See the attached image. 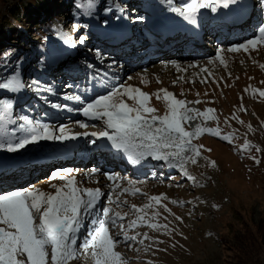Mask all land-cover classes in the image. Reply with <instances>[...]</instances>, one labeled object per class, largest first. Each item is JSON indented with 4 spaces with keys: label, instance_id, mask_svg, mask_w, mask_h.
<instances>
[{
    "label": "rangeland",
    "instance_id": "rangeland-1",
    "mask_svg": "<svg viewBox=\"0 0 264 264\" xmlns=\"http://www.w3.org/2000/svg\"><path fill=\"white\" fill-rule=\"evenodd\" d=\"M38 1L44 8L49 7L52 1H57L62 5L61 0ZM144 1L146 4H142ZM144 1H99L100 8L93 6L95 24L91 26L93 35L90 40L81 22L86 21L83 15H80L81 20L76 21L73 18L74 22L71 20L67 22L65 19L61 20L62 15L56 13L50 15L46 13L42 16L39 12L37 16L33 15L35 6H37L36 0H0V29L2 28L0 33L3 28H6V33L10 34L17 27L24 26V34L30 40H38L41 26L35 22L36 20L46 19L50 21L51 27H54L48 43L44 46L52 51V60L46 59L45 64L41 66L40 62L36 61H31L29 64V57L22 58L19 60L18 67L28 68L25 69L26 72H19L18 75L25 87L17 91L18 93L0 89V100L8 99L13 104L10 114L15 123L5 124V128L14 136L21 135L22 130H19V125L23 121L20 117L26 116L30 120L49 124L54 130L63 125L70 128L72 133L99 132L105 130L103 122L89 119L82 114V108L87 103L122 85L139 87L147 93H155L158 89L165 88L179 99L201 101L199 104L189 105L190 107L201 111L206 108L215 109L214 115L217 119L205 122L200 118L192 121L191 126L201 122L208 127H219L222 134L231 133L234 136L231 143H221L219 137L207 133L193 140V143L203 145L200 149L202 156L196 165L189 163L186 167L202 186H197L188 180L178 168L167 164L168 167L164 161H157L159 167L157 170H152V174L145 173L146 171H143L144 174L133 171V168L138 170L143 167V163L139 164L141 161L130 163L131 166L124 165L121 168L119 164H122L120 163L123 160L122 156L127 157L124 152L114 149L106 138L79 135L76 138L80 142L78 146L81 147L77 148L73 155L76 157V153H80L79 158L84 159L82 156L85 153L87 161L91 160L89 163L70 162L73 160L70 159L72 153L65 148L69 145V140L39 141L16 152H8L6 148H0V153L22 155L26 158L38 153L50 155L42 161V164L26 162L23 168L13 173L0 175V190L8 191L35 186L44 191H54L49 187L51 173L57 169L71 168L75 170L73 174L83 182L84 187L102 185L101 189L105 194L99 202V208L108 206L107 190H110L113 196L119 191L121 199L127 200L129 204L142 206L147 202L145 196L123 193L121 190L128 187L127 180L130 178L137 182L135 187H139L142 193H147L149 196L164 194L168 198L163 203L170 211L164 212L162 208L159 209L162 215L157 219L159 223L168 224L170 234L163 231L156 232L146 226L129 230V235L147 232L150 237L154 238L144 240V244H140L139 240L143 237L138 236L137 241L129 242L132 245L131 248L125 243L119 245L117 250L128 258L129 264H149V262L151 264H264V137L256 135L259 133L264 135V98L253 91L254 89L264 90V83H262L264 68L261 67L264 65V45H259L257 51L244 52L241 50L237 53L227 51L234 45L254 39L258 34V26L264 22L260 21L257 27L253 26L252 34L241 42H230L221 49L218 46L211 48V45H204L208 48V53L198 57L197 61L194 59L192 63H186L172 71L157 66V63L144 65L138 62L137 59L141 55L136 57L135 68L132 65L125 67L122 64L125 59L122 57L118 56L116 63L112 57L105 54L108 50L101 46L104 41L102 33L104 29L120 27L117 29L120 31L122 28H130L132 29L128 31L130 33H124L126 34L125 39L133 40L142 35V44H144L148 42L146 38L148 30H145L146 20L144 18L152 16L149 11L150 7L152 11L160 8L159 11L165 13L166 16H175L170 19L175 25L183 20L177 18L179 15L171 11V8L181 6L184 0H172L171 5L166 0ZM150 1L155 3H148ZM261 3L259 0V9L264 12V6ZM255 5L253 9L256 11ZM67 6L70 10V5ZM106 8L110 9L105 17V14H101V10L104 11ZM209 12L211 11L203 9L199 15L202 16ZM257 20L258 16L254 18L252 25L258 22ZM133 31L135 35L130 36ZM8 34L6 38L10 41L3 42V45L15 43ZM81 37L84 38L83 43H81ZM115 40L113 38L110 42L113 44ZM69 46H73L74 51L71 54L73 56L67 53ZM25 47L27 51V44ZM195 48L196 45L193 49ZM137 50L142 51L138 44ZM219 50H224L221 55L226 60V65H222L215 59ZM44 53L47 54L46 50ZM13 64L14 62L8 63L10 69L6 74L12 72ZM31 69L37 72L39 77H34L30 73ZM59 73L64 79H61ZM72 78L75 82H70ZM32 81L39 82V89L29 87ZM174 81L175 84H173ZM246 88L247 91H245ZM182 92L183 95H181ZM68 96H79L81 99L79 101L68 100L66 99ZM162 97L161 93L160 100H157L155 95L150 99L151 106L158 109V115H163L166 111ZM124 99L129 104L133 103L127 97ZM53 105L61 107L57 108ZM233 113L243 123L233 119ZM80 123L88 127L81 128ZM185 127L190 126L185 125ZM245 140L254 147L241 152L240 146ZM256 148L260 151H256ZM83 149H85L84 152H82ZM61 152L66 154L59 155ZM52 155L56 159L52 160ZM204 157L208 159L205 160ZM127 160L129 161L128 157ZM150 160L151 157L146 158V161ZM209 161H214L215 166H209ZM58 162L61 163L56 164ZM92 164L98 170L95 175L89 178L84 174L86 171L80 173L82 167L86 166L88 171ZM128 170H131L133 178L129 176ZM119 171L121 173L127 171L124 174L127 177L120 182L116 181L115 183L121 185V189H115L114 182L109 181L104 173L115 176ZM52 182L61 183L59 180ZM172 200H181L185 203L180 206L171 203ZM187 201H193V203H187ZM118 210L129 211V208L124 206ZM165 216L167 220L164 219ZM176 216L182 219L176 220ZM132 218H134L132 215L128 217V219ZM80 239H83V236ZM247 243L252 245L250 250L245 248ZM148 246H151L149 250L144 251ZM71 264H91V261L82 257L72 261Z\"/></svg>",
    "mask_w": 264,
    "mask_h": 264
},
{
    "label": "snow or ice",
    "instance_id": "snow-or-ice-1",
    "mask_svg": "<svg viewBox=\"0 0 264 264\" xmlns=\"http://www.w3.org/2000/svg\"><path fill=\"white\" fill-rule=\"evenodd\" d=\"M261 2L264 3V0ZM167 3L171 5L172 0H167ZM230 5H239V0H184L181 6L173 7L171 11L195 24L201 10L208 9L216 13L220 8L228 9ZM88 6H93V0H89ZM83 40L81 37V43ZM259 45H264V24L258 26V34L254 39L234 45L227 51H257ZM222 51L224 50L217 52L215 59L226 65ZM261 67L264 68V65ZM175 83L174 81L173 84ZM24 87L18 74L0 82V89L11 92L20 91ZM29 87L39 89V82L32 81ZM247 90L246 88L245 91ZM253 91L264 98V90ZM161 93L166 111L163 115H158V109L151 106L150 99L155 95L156 99L160 100ZM125 97L133 103H127ZM66 99L79 101L81 98L68 96ZM199 103L200 100L179 99L165 88L158 89L155 93H147L139 87L122 85L82 108L83 116L102 121L105 130L72 133L67 126L62 125L54 130L49 124L21 116L23 123L19 125V130H22V134L14 136L5 128V124L15 123L10 114L13 104L8 100H0V148L16 152L39 141H65L75 139L79 135H91L106 138L114 149L124 152L131 163H138L147 157L164 161L169 166L178 168L184 177L197 186H202L186 167L189 163L196 165L202 156L200 149L203 145H197L193 140L207 133L231 143L234 136L231 133L222 134L219 127H208L201 122L191 126L192 121L200 118L205 122L217 119L213 108L201 111L189 106ZM241 110H244L243 107ZM232 118L243 123L235 113ZM79 126L88 127L84 123ZM248 127L251 128L250 125ZM252 147L254 146L245 140L240 146V151H248ZM256 151L260 149L256 148ZM208 163L209 166H215L214 161ZM74 171L71 168L53 171L49 177V187L54 191H44L35 186L0 190V264H71L82 257L90 260L91 264H129L128 258L117 250L119 245L125 243L131 248L129 242L137 241L138 236L143 237L139 240L140 244H144V240L154 239L147 232L129 235V230L146 226L153 231L170 234L168 224L159 223L157 219L162 215L159 209L170 211L163 203L168 199L164 194L149 196L142 193L139 187H135L137 182L131 179L127 180L128 187L121 189V185L115 182L126 178L104 173L109 181L114 182L115 189L132 195L141 194L147 198V202L142 206L129 204L127 200L121 199L120 192L117 191L115 196H108V206L101 209L98 205L104 193L99 187H84L83 182L73 174ZM97 171L92 169L86 175L90 178ZM55 180L61 183H53ZM171 203L183 206L185 201L172 200ZM124 206H127L129 211L118 210ZM130 215L134 218L128 219ZM164 219L167 220V217ZM175 219L182 218L176 216ZM81 236L83 239H80ZM149 247L151 246L145 247L144 251H148Z\"/></svg>",
    "mask_w": 264,
    "mask_h": 264
},
{
    "label": "trees",
    "instance_id": "trees-1",
    "mask_svg": "<svg viewBox=\"0 0 264 264\" xmlns=\"http://www.w3.org/2000/svg\"><path fill=\"white\" fill-rule=\"evenodd\" d=\"M101 0H93V5L98 4ZM37 6H35V10L33 12V15L37 16V14L40 12L42 16H44L46 13L49 12V10L52 8V5L55 1H52L48 7L44 8L41 7V4L38 0H36ZM75 7L73 8V15L75 19L80 18V15H83V12H86L88 14V17L93 18L94 11L92 10L93 6L90 8L89 0H74ZM35 4V5H36ZM36 23L39 24L41 31L39 32V39L38 40H30L27 38L23 32L20 30L19 27L15 29L14 32H10V34L6 33V28H3V31L0 33V45L3 42H6L9 40L6 36L7 34L15 39L17 44H6L3 45V48L0 53V82H3L7 78H9L12 75H16L23 69L18 67L19 60H21L24 57H29V61H44L45 54L44 50H49L48 53H51L50 49L45 48V44L48 43L49 36L53 33V29L51 27L50 22H45V20L42 18L41 20H36ZM2 29V28H1ZM0 29V30H1ZM27 44V51L25 50V45ZM13 54V55H11ZM16 57V58H15ZM13 66L11 67L12 72L9 74H6V72H9L8 70V63H13ZM27 68V67H26ZM246 249H251L252 245L247 243L245 246ZM244 253V252H243ZM245 254V253H244ZM249 261V260H248Z\"/></svg>",
    "mask_w": 264,
    "mask_h": 264
},
{
    "label": "bare ground",
    "instance_id": "bare-ground-1",
    "mask_svg": "<svg viewBox=\"0 0 264 264\" xmlns=\"http://www.w3.org/2000/svg\"><path fill=\"white\" fill-rule=\"evenodd\" d=\"M258 2V1H257ZM255 5V4H254ZM254 5L252 4V3H248L247 4V6L246 7H244L242 10H241V12H239L240 14H242V15H244L245 17H246V19H248V22H253L254 21V18L255 17H257L258 16V14H259V11H260V9L259 10H257L256 9V11L253 9V7H254ZM252 10H254V11H252ZM252 12V13H251ZM244 23H242L241 25H243ZM248 24H250V23H248ZM254 24H258V22H256V23H254ZM253 24V25H254ZM187 26L185 27V29L187 30V31H192L193 33H200V32H202V27L201 26H199V25H196V24H193V23H189V24H186ZM189 25H192V26H189ZM252 25V24H251ZM246 27V24L245 25H243V27H241L240 29H241V32H242V34H244V33H248V34H251V30L249 29V28H245ZM233 32H236V30L234 31H228V30H225V31H223V30H219V36H221V37H227L228 35H230V33H233ZM122 33H123V31H122ZM125 33V32H124ZM128 33H130V32H128ZM134 36L135 34L132 32L131 33V35L130 36ZM182 34H179V36H181ZM200 35V34H199ZM129 36V37H130ZM234 36V35H233ZM184 38H187V47L185 48V49H176V50H171V51H168V52H160V53H154V54H149L148 52H146V51H144V57L142 56V57H139L137 60H139V61H141L142 60V58L144 59V60H148L149 59V57H150V59H153L155 56H158V55H163V56H166L168 59L167 60H169V58H176V57H174V56H176V55H183V53L185 52L186 54H185V56H189V57H195L197 54H195V52L196 51H193L194 49H193V47H194V45H196V50L198 51H202L203 52V48H202V44L200 43V42H198L197 40H195L194 38H193V36H187V35H184L183 36ZM126 39H129V38H126ZM190 42H192V44H190ZM195 43V44H194ZM68 48H70V47H68ZM147 47H145L144 49H146ZM259 52V51H258ZM136 53V52H135ZM137 54V53H136ZM138 55V54H137ZM198 59H196V61H197ZM180 62V60H177V64ZM148 63H151V62H148ZM189 63H191V61H189L188 62V64ZM195 64V63H194ZM131 65V60L130 61H128L127 62V64L125 65V67H129ZM134 65H136V63H134ZM147 65H149V64H147ZM244 73V72H243ZM132 75V74H131ZM253 94V93H252ZM258 137H264V135L263 134H261V133H259V134H256ZM81 151V150H80ZM0 154H4V153H0ZM77 154V156L76 157H79L78 155L80 154H78V153H76ZM15 156H18V155H15ZM81 157V156H80ZM73 160H71L70 162H82V163H89L91 160H88V161H86L85 159H80V158H72ZM74 160H77V161H74ZM93 163V162H92ZM95 165L94 164H92V167H90V169L88 168V171L86 170V166L85 167H82V169H81V172L80 173H82V171H87V172H90L92 169H95V167H94ZM0 167H1V164H0ZM103 167H104V165H103ZM154 167V166H153ZM102 168H100V170H101ZM118 170V169H117ZM101 172V171H100ZM11 173H13V172H11ZM85 173V172H84ZM125 173H127V172H125ZM125 173H121L120 171L119 172H117L116 173V175L119 177V178H126L127 176H125L124 174ZM130 179V178H129ZM121 180V179H120ZM99 183H102V182H99ZM87 187H92V186H90V185H87ZM95 187H99L100 189H101V187H102V185H100V184H97L96 186H94L93 188H95ZM104 190H106V188H104ZM101 191H103L102 189H101ZM106 193H108L109 195H112V194H110L111 193V191L109 190H107V192ZM113 193V192H112ZM105 194V193H104ZM114 194V193H113ZM104 196V195H103ZM103 197H101V199H102Z\"/></svg>",
    "mask_w": 264,
    "mask_h": 264
},
{
    "label": "water",
    "instance_id": "water-1",
    "mask_svg": "<svg viewBox=\"0 0 264 264\" xmlns=\"http://www.w3.org/2000/svg\"><path fill=\"white\" fill-rule=\"evenodd\" d=\"M2 158H4L5 156H1Z\"/></svg>",
    "mask_w": 264,
    "mask_h": 264
}]
</instances>
